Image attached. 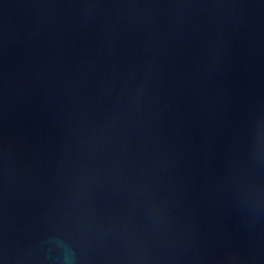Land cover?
<instances>
[{"label": "water", "instance_id": "95a60500", "mask_svg": "<svg viewBox=\"0 0 264 264\" xmlns=\"http://www.w3.org/2000/svg\"><path fill=\"white\" fill-rule=\"evenodd\" d=\"M264 264V0H0V264Z\"/></svg>", "mask_w": 264, "mask_h": 264}, {"label": "clouds", "instance_id": "9594fccd", "mask_svg": "<svg viewBox=\"0 0 264 264\" xmlns=\"http://www.w3.org/2000/svg\"><path fill=\"white\" fill-rule=\"evenodd\" d=\"M69 264H70V262H69Z\"/></svg>", "mask_w": 264, "mask_h": 264}]
</instances>
